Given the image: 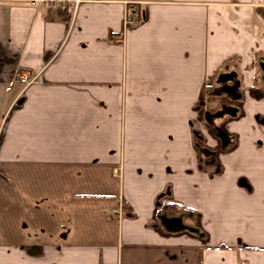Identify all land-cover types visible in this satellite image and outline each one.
I'll return each instance as SVG.
<instances>
[{
	"label": "crops",
	"instance_id": "obj_1",
	"mask_svg": "<svg viewBox=\"0 0 264 264\" xmlns=\"http://www.w3.org/2000/svg\"><path fill=\"white\" fill-rule=\"evenodd\" d=\"M0 264H264V0H0Z\"/></svg>",
	"mask_w": 264,
	"mask_h": 264
},
{
	"label": "built area",
	"instance_id": "obj_2",
	"mask_svg": "<svg viewBox=\"0 0 264 264\" xmlns=\"http://www.w3.org/2000/svg\"><path fill=\"white\" fill-rule=\"evenodd\" d=\"M13 3L26 5L37 10L50 11L54 16H67L73 18L79 6L89 0H9ZM134 8L127 10V20L135 21L134 19ZM40 73L20 71L15 76V81L22 84L23 87H28L32 84L41 83Z\"/></svg>",
	"mask_w": 264,
	"mask_h": 264
}]
</instances>
